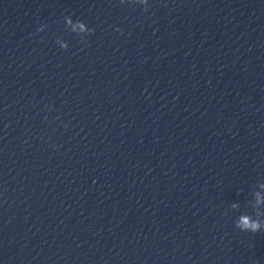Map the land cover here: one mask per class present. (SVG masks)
<instances>
[{
  "label": "water",
  "instance_id": "1",
  "mask_svg": "<svg viewBox=\"0 0 264 264\" xmlns=\"http://www.w3.org/2000/svg\"><path fill=\"white\" fill-rule=\"evenodd\" d=\"M145 7L0 0V264H264V0Z\"/></svg>",
  "mask_w": 264,
  "mask_h": 264
},
{
  "label": "clouds",
  "instance_id": "2",
  "mask_svg": "<svg viewBox=\"0 0 264 264\" xmlns=\"http://www.w3.org/2000/svg\"><path fill=\"white\" fill-rule=\"evenodd\" d=\"M121 5L124 4H137L143 6V10L147 11L148 7H145L148 4V0H119ZM65 29L70 33H74L80 37L81 43L85 46H90V41L87 37L95 34V29L90 28L82 20H73L71 15H66L64 18ZM47 24H41L36 32H44L47 28ZM116 32H123L122 29L116 28ZM55 43L59 45V48L62 50H67L69 44L67 41L57 38ZM146 90V89H145ZM261 190H264V182H258L252 191V199L247 202L248 207L251 208V214L248 212L241 213L235 220V228L242 232L257 233L264 230V195H262ZM231 209L234 211H239V203H232L230 205Z\"/></svg>",
  "mask_w": 264,
  "mask_h": 264
}]
</instances>
